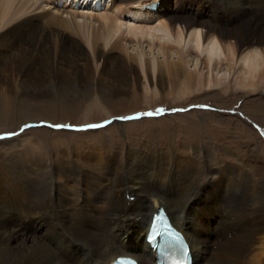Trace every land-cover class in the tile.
<instances>
[{"label":"bare ground","instance_id":"6f19581e","mask_svg":"<svg viewBox=\"0 0 264 264\" xmlns=\"http://www.w3.org/2000/svg\"><path fill=\"white\" fill-rule=\"evenodd\" d=\"M87 1L0 0V39L3 33L13 36L24 31L29 42L57 45L54 54L60 58L97 64L107 61L108 54L124 53L125 46H139L143 43L140 40L147 38L146 45L150 50L156 46L164 63L154 58L143 59L141 52L127 56L126 60L139 64L143 74L161 75L164 70L169 79L178 81L179 98L187 96L190 88L217 86L212 70L221 63V57L230 69L240 66L237 87L264 91V0H165V4L164 0H115L116 14L114 0L98 14L94 13L99 10L94 3L98 1L100 7V0H89V4ZM156 2L158 7L152 10L149 5ZM127 6L131 7V17L122 22L120 17H124ZM183 11L186 14L182 15ZM198 14H204L205 20L199 21ZM154 39L159 44L155 45ZM169 43L180 47L175 49ZM189 44L193 51L182 52ZM173 51L180 60L190 54L198 57L197 53H205L203 78L183 73L182 63L168 62ZM222 88L226 92L231 89L229 83ZM253 102L251 108L258 110V101ZM4 105L0 121H5L11 111L10 105ZM53 107L47 104L39 111L51 112ZM256 116L253 119L259 121ZM184 146L181 147L186 152L179 147L180 154L175 150L162 153L152 166L155 171L146 168L142 172L148 189L136 185L139 176H129L119 184L113 180L112 188L106 185L114 165L115 178L125 174L129 165L139 169V161L133 159L138 155H129L123 167L113 158L111 149L104 151L103 146L83 156L56 153L49 164L40 153H26L10 173L11 183L0 187V264H112L121 256L133 258L138 264H142L140 259L143 264H155V253L145 237L158 209L183 234L192 264H264L262 166L255 164V171L249 162L240 159L245 167L240 170L236 163L226 162L220 176L206 178L201 187V183L194 182L193 175L198 163L186 154ZM188 149L194 153L192 146ZM232 154L233 158L239 156ZM212 170L209 167L207 174ZM146 200H151V204L145 206ZM49 208L56 213L55 222L47 216ZM214 210L219 217L220 233L209 226L212 233L207 234L202 217H211ZM58 223L65 227L58 229ZM140 238L145 249L137 253L139 258L120 251L137 247Z\"/></svg>","mask_w":264,"mask_h":264},{"label":"rangeland","instance_id":"374dc122","mask_svg":"<svg viewBox=\"0 0 264 264\" xmlns=\"http://www.w3.org/2000/svg\"><path fill=\"white\" fill-rule=\"evenodd\" d=\"M112 1L100 0L102 8L94 13L104 12L107 3ZM87 3L89 4V0ZM112 3L113 14H116V1ZM130 8L127 6L124 17H120L122 22L128 16L131 17ZM162 10L161 14L165 18L166 14ZM156 16L158 19V11ZM197 16L199 21L206 18L204 14ZM40 23L42 24L39 20ZM224 23L230 25L229 20L224 19ZM16 33L13 36L3 33L4 39H0V118L4 102L11 109L9 116H5V121H0V187L8 185L11 181L10 173L26 153H40L49 164L54 160V155L62 152L73 157L80 154L83 156L102 146L104 151L110 148L113 158L123 167H126L129 155L139 156L133 158L139 161V169L129 165L125 169L126 173L117 178L115 165H112L107 177L110 183L106 184L109 188H112L113 180L119 184L129 176L131 179L139 176L140 180L136 181V185L150 188L148 181L142 178V172H146V168L155 171L156 167L152 166L162 153L170 154V151L175 150L180 154L177 150L179 147L186 152L181 147L184 145L186 154L192 155L196 160L195 164L198 163L193 168V175L194 182L201 183V187L206 178H211L213 174L220 176L222 164L226 162H230V165L236 163L240 170H245L240 164V159H243L249 162L253 170L256 171L255 164L261 165L264 170V126L259 123L260 121L264 125V91L249 88L244 90L235 85L240 72L239 65L230 69L226 65L227 61L221 57V63L212 70L217 86H212V89L205 86L200 90L190 88L187 96L183 92L180 95L185 96L179 98L176 96L180 88L176 90L178 81L169 79L164 70L161 75L157 72L143 74L139 64L126 60L127 56L141 52L143 59L154 58L164 63V57L158 48L155 46L150 50L146 45L144 41L147 38L140 40L143 43L138 44L139 46H125L127 50L124 53L108 54V62L93 64L88 60L60 58L54 54L57 45L29 42L24 31ZM152 42L159 44L155 39ZM67 45L70 46L68 43ZM168 45L175 49L180 47L173 43ZM182 49V52L192 50L190 44ZM87 54L90 57L88 50ZM197 54L198 57L190 54L180 60L173 51L167 60L182 63L183 73H191L196 79L197 76L200 79L199 75L205 74L202 65L205 53ZM226 83L231 88L227 92L222 90ZM180 86L182 88L183 85ZM61 94L64 95L60 96ZM253 101H258V110L251 108ZM40 104H52L54 107L51 112L46 110V113H42L39 111ZM253 114H257L259 121L253 119ZM94 125L100 127H93ZM189 145L193 147L194 153L188 149ZM232 152L239 156L233 158ZM249 154L254 158H249ZM209 167L213 170L208 175ZM191 170L188 172V179ZM159 181L162 183V180ZM149 204L151 200L144 203L145 206ZM49 209L47 216L55 222L56 213ZM215 212L216 210L209 218L202 217L207 234L212 233L209 226L220 233L219 217ZM211 221L213 223L207 225ZM62 227L65 226L57 224L58 229H63ZM134 248H123L120 251L128 254L132 252V256H137V253L145 249L141 238L139 245ZM140 261L143 264V259Z\"/></svg>","mask_w":264,"mask_h":264},{"label":"snow or ice","instance_id":"6c2138e0","mask_svg":"<svg viewBox=\"0 0 264 264\" xmlns=\"http://www.w3.org/2000/svg\"><path fill=\"white\" fill-rule=\"evenodd\" d=\"M147 115H152V113H147ZM93 127H100V125H94Z\"/></svg>","mask_w":264,"mask_h":264},{"label":"flooded vegetation","instance_id":"af4514ba","mask_svg":"<svg viewBox=\"0 0 264 264\" xmlns=\"http://www.w3.org/2000/svg\"><path fill=\"white\" fill-rule=\"evenodd\" d=\"M144 240V239H143ZM142 244L144 245L143 241H142ZM130 255H132V252L130 253Z\"/></svg>","mask_w":264,"mask_h":264}]
</instances>
